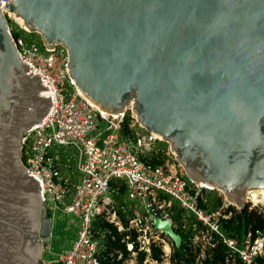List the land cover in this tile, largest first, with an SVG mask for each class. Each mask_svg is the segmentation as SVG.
<instances>
[{
  "label": "water",
  "instance_id": "1",
  "mask_svg": "<svg viewBox=\"0 0 264 264\" xmlns=\"http://www.w3.org/2000/svg\"><path fill=\"white\" fill-rule=\"evenodd\" d=\"M67 50L75 87L108 113L127 105L168 142L185 174L243 211L264 188V0H8ZM17 56L0 10V264H39L50 218L25 171L21 135L51 95ZM179 245L166 219L153 218Z\"/></svg>",
  "mask_w": 264,
  "mask_h": 264
},
{
  "label": "built area",
  "instance_id": "2",
  "mask_svg": "<svg viewBox=\"0 0 264 264\" xmlns=\"http://www.w3.org/2000/svg\"><path fill=\"white\" fill-rule=\"evenodd\" d=\"M7 1L0 0V10L17 56L27 65L26 72L37 74L46 86L40 93L51 95L45 115L22 132L21 159L25 171L39 180L45 209L50 200L78 218L70 246L52 259L40 255L39 264H107L102 261L105 257L119 264H174L172 239L153 224L157 217L169 221L173 229L177 226L171 217L172 204L180 209L181 229L189 230V246L198 248L193 264H203L206 248H212L217 240L226 248L224 264H235L236 259L252 264L264 246V204L246 191L242 208L254 211L263 225L248 223L238 234L224 231L220 220L240 212L237 205L223 195L211 207L214 196L207 191L210 188L182 172L168 142L145 130L126 108L108 113L86 98L68 74L66 47L61 43L46 46L38 31L26 28L20 16L6 9ZM18 31L37 32L38 41L26 42ZM126 112L129 118L123 131ZM58 145L76 150L75 170ZM158 154V163L149 161ZM120 185L121 202L116 204L113 194ZM101 223L111 224L121 234L125 254L120 248H104L101 235L110 230ZM152 247L157 250L155 257L151 256Z\"/></svg>",
  "mask_w": 264,
  "mask_h": 264
},
{
  "label": "trees",
  "instance_id": "3",
  "mask_svg": "<svg viewBox=\"0 0 264 264\" xmlns=\"http://www.w3.org/2000/svg\"><path fill=\"white\" fill-rule=\"evenodd\" d=\"M128 118H129V113L126 112L122 127L123 131H125L126 122ZM160 159H161V155L158 154L156 156H151L149 158V161L152 163H158ZM122 191H123V185H120L118 188V192L113 194L116 204H119L121 202ZM211 199H212L211 207H214L219 203V198L217 196L214 198L211 197ZM200 205L203 206V204ZM171 208H172L171 217L177 224V226L174 227V229L180 235V243L179 245L173 247L171 259L172 260L174 259V264H193V259L198 248H191L189 246V236H190L189 230L181 229L180 221H179L180 209L175 207V205L173 204ZM46 213L49 216V212L46 211ZM248 223H251L255 226L263 225V221L259 218V216L256 215L254 211L250 209L247 210L246 207L244 206L242 212H236L233 216L229 218H225V219L221 218L220 227L224 229V231L230 234H238L240 231L244 230L246 224ZM100 226L110 230V232L104 231L103 234L101 235V240L105 244L104 248H107L108 250H112L114 248H120L123 254H125L126 253L125 243L119 241L121 234L115 231V229L111 226V224L101 223ZM111 235L113 236V239H111L110 237ZM206 251L208 252V256L205 255L203 257V264H224L226 248L225 245L220 240H217L216 244L212 248H206ZM139 256L142 257V253L139 254ZM151 256L154 257L157 256V250L154 247H152ZM105 258L102 259L103 263L119 264L118 260L115 259L109 260L108 258L107 259ZM263 261H264V246L261 254H258L254 258V262L252 264H261ZM235 264H243V262H241L239 259H236Z\"/></svg>",
  "mask_w": 264,
  "mask_h": 264
},
{
  "label": "rangeland",
  "instance_id": "4",
  "mask_svg": "<svg viewBox=\"0 0 264 264\" xmlns=\"http://www.w3.org/2000/svg\"><path fill=\"white\" fill-rule=\"evenodd\" d=\"M18 35H20L26 42H31L32 40L38 41L37 32H22L18 31ZM39 35V34H38ZM64 87L69 91L71 87L67 85L66 81L64 83ZM66 93V92H65ZM126 111L131 112V105L126 106ZM102 121L98 122L100 126ZM166 144L165 141H162ZM58 150L64 149L66 156L69 158L68 165L75 170V160H76V150L71 146H56ZM182 172L185 174L182 166ZM76 172V171H75ZM209 193L213 194L214 197L220 198L222 200L223 194L220 193L218 195V190L216 188H210L207 190ZM251 191V190H249ZM264 204V200L260 201ZM46 211L48 210L49 218L51 222L50 234H49V243L45 248L41 249L40 255L47 259L55 258L59 253H61L64 249L68 248L76 236V230L78 226V218L71 212H65L58 206H55L50 200L46 202Z\"/></svg>",
  "mask_w": 264,
  "mask_h": 264
},
{
  "label": "bare ground",
  "instance_id": "5",
  "mask_svg": "<svg viewBox=\"0 0 264 264\" xmlns=\"http://www.w3.org/2000/svg\"><path fill=\"white\" fill-rule=\"evenodd\" d=\"M19 17V16H18ZM19 19H21L19 17ZM24 25V23H22ZM25 26V25H24ZM26 27V26H25ZM27 28V27H26ZM201 185L206 186L208 188H212L210 184H207L206 182H203L202 180L199 181ZM252 199L254 201H263L264 200V188H254L251 189ZM226 198V197H225ZM227 199V198H226ZM228 200V199H227ZM230 201V200H228Z\"/></svg>",
  "mask_w": 264,
  "mask_h": 264
}]
</instances>
